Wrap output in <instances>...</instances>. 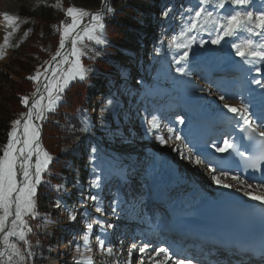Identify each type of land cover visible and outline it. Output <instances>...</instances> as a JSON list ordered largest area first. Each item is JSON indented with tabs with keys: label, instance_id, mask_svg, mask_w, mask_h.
<instances>
[{
	"label": "rangeland",
	"instance_id": "obj_1",
	"mask_svg": "<svg viewBox=\"0 0 264 264\" xmlns=\"http://www.w3.org/2000/svg\"><path fill=\"white\" fill-rule=\"evenodd\" d=\"M56 2L57 0L53 2V5ZM261 2L262 0H254L256 5L261 4ZM42 3L50 4V0H0V43H3L6 32L11 31L5 27L3 13L17 16L19 23V12L22 6L34 10L39 8ZM194 3L195 0H166V8L162 10L161 15L167 8L174 9V11L167 17L163 15L166 22L162 23L159 35H150L149 40L152 42L148 49L141 52L138 60H130L131 62L127 66L128 72L117 79L115 94L104 93L106 95L104 104L107 105V108H104V114H106L107 119L100 125L101 131H104L102 134L104 136H100V141L94 138L93 144L88 146L90 172L87 174L86 171L82 174L81 170L76 169V167L70 172L71 180H76L78 183L79 201L74 207L63 201L68 209H72L77 214V218L75 222H69L68 214L63 216V222H67V224L66 230L61 236L60 246L58 245L54 250L55 253L45 255L44 264H74V258L79 257L76 245L82 246L83 242L80 237L86 231V223L91 222V219L94 218L105 221V228L102 229L99 225H94L93 230L88 233L90 237L89 247L92 249L90 255L93 257L94 264H117V258L122 254V249H124L123 255L125 256L122 264H125L128 260L129 247L133 243H136L138 247L144 244L143 239L146 235L142 237V240H132L133 232L151 230L156 233V224L159 225V220L153 216L151 209L147 208L149 205L148 198L152 190L169 181L184 179L188 186L195 182L207 194L214 196L228 193V195H234L238 200H247V197L243 195L245 189L242 188L238 180H232V175L215 173L222 184L232 185L230 188L215 183L211 177L213 173L209 171L210 166L194 153L193 147H190L191 143L188 144L187 141L192 132L191 129L201 124L198 119L195 120L194 115L188 117L191 113L189 109L193 111L195 108L202 107L203 112H210V114L216 110L213 116L216 115L215 113L218 114L219 110L224 112L226 111L223 108L224 103L235 106L237 102L239 103L238 100L243 97V83H251L253 78H257L253 73L249 74L248 72L245 75L234 72L227 80L214 77L210 82L204 81L201 77V74L210 70V67L220 65L223 67L225 64L226 68L229 67L228 69L233 67L234 65L232 64L230 67L229 63L231 64V61L234 63L233 60L236 62L239 59L235 58L230 47L231 43L249 37L246 32H241L238 37L225 38L221 45L207 43L204 48L193 45L189 52L190 59L184 65L186 75L177 73L174 57H177L183 50L172 47L170 41L174 35H179L189 15L185 10ZM82 5V1L75 4L76 7L81 8ZM57 10L61 11L60 9ZM248 10L254 11L255 9L250 7ZM87 18L85 17L84 21ZM54 29L57 30L56 27ZM197 38L209 40L207 33L197 34ZM251 38L257 41L260 39L259 37ZM78 47L87 52V55L83 57L88 60L84 64L88 69L89 64H91L90 61H93L90 57L95 52L99 51L100 55L104 54L101 51V46L99 48V45L94 42L85 41L83 45H78ZM89 49L91 51H88ZM4 58L5 54L0 58V61H4ZM117 59L124 62L120 57ZM239 64L247 65L246 71L253 67L250 71L256 73V66L245 64L242 60ZM239 64L235 65L236 69H240ZM260 68L264 67L260 66ZM220 83L225 86V89L217 88ZM198 93H202L203 100H197L193 97ZM225 94H227L226 99L220 101L219 97ZM262 94L263 92L260 95ZM109 101L112 103L109 104ZM186 112L188 114H185ZM153 117L156 118L159 126L149 131ZM177 117H182L184 123H179ZM168 128L174 130L171 138H169ZM79 130L83 132L80 135L82 137L92 136L93 130L90 133L89 128ZM176 133L181 136L180 140L175 139ZM96 134L98 133L96 132ZM80 136H73L72 139L68 140L64 145V153L73 154L78 150V147L83 143L79 138ZM157 136H162L165 143L161 144L156 139ZM93 149L96 151L93 152ZM197 160L201 162L196 163ZM96 176L101 177L100 187L99 189L90 188L89 185ZM248 191H252L253 194L262 193L253 186ZM90 194L99 195L105 209L103 214L95 212L91 200H88L87 204L83 206L88 208L89 214L87 216L83 214L80 201L82 197H87ZM58 199L61 198H57L56 201ZM113 201L118 205L116 215H113L111 211ZM108 223L115 227L107 228ZM97 236L105 240L106 247L113 246L114 250L121 248V253L118 251L119 255L114 257L103 255L97 248ZM119 237L121 239L117 242L116 239ZM32 243L34 251L40 253L38 244ZM137 250L133 257H138V260L133 264H139L140 253ZM150 256L151 250L149 254L144 255V263L153 264L149 259ZM156 259L161 260L164 264L163 256L156 257Z\"/></svg>",
	"mask_w": 264,
	"mask_h": 264
},
{
	"label": "snow or ice",
	"instance_id": "obj_2",
	"mask_svg": "<svg viewBox=\"0 0 264 264\" xmlns=\"http://www.w3.org/2000/svg\"><path fill=\"white\" fill-rule=\"evenodd\" d=\"M53 7L63 11L66 20H62L58 26L59 43L55 53L49 60L44 61L43 70L38 67L34 74L26 79L32 81L35 85V91L32 97L25 95L20 97V103L27 109L22 112L19 118L10 121V130L7 132V143L4 146L3 154L0 155V264H35L37 253L34 251V245L29 239L34 235V228L30 220L41 218L37 210L38 186L44 183V173L49 169L54 157L43 148L41 140V122L47 119V114L55 112L57 105L61 102L65 90L73 81H85L87 74L91 69L86 68L81 58L87 55V52L78 47L85 41L94 42L97 45H105L107 41L101 33L105 29L104 16L100 11L90 13L84 8L69 5L63 8L61 0ZM254 11L248 10L249 8ZM105 11L108 14H114V9L105 5ZM174 9L167 8L162 14L167 17ZM189 13L186 23L181 28L178 36L171 38L170 44L177 50H183L174 57V63L177 65L176 72L186 75L185 66L190 59L189 52L193 45L204 48L207 43L212 45H221L225 38L238 37L241 32H246L249 38L240 39L238 42L231 43L230 47L236 57H239L245 64L255 65L264 64V0L256 5L254 0H195V3L185 10ZM89 17L87 24L84 18ZM5 27L11 29L7 31L3 43H0V58L5 54V49L13 46L10 44V38L19 29L18 17L3 13ZM207 33L209 40L198 39L197 34ZM28 35L27 32L24 34ZM251 37H259L257 41ZM70 39L71 51L66 53V42ZM18 46V45H16ZM88 51H91L89 49ZM100 55L97 51L90 57L95 59ZM256 72H262L257 67ZM251 83L264 87V77L261 79L253 78ZM226 95L219 97L220 101L226 99ZM109 104L112 101L108 102ZM107 108V105H105ZM223 108L234 117H239V131L242 134L240 144L232 138H224L222 144H213L212 147L218 153L234 151L243 161L246 168L253 171H264V115L259 121L253 119V113L248 104L234 106L228 103L223 104ZM104 109L101 111L103 115ZM179 123L183 124L184 119L177 117ZM159 125L156 118L153 117L149 126V131L157 128ZM22 132V136H21ZM169 138L174 134L172 128H168ZM156 139L165 143L162 136ZM175 139L180 140L181 136L176 133ZM243 149V150H241ZM93 152L96 150L93 149ZM197 160L196 163H200ZM95 171V170H94ZM212 174V180L225 188L232 185L224 183L215 174L216 169H209ZM221 175L227 173L221 172ZM232 179L238 180L241 185L246 183L233 175ZM100 176L89 185L90 188L99 189ZM247 189L252 188L251 183H247ZM264 187V183L258 184L257 188ZM57 191H64L63 185L56 186ZM239 190V189H238ZM243 195L252 201L264 205V193L253 194L252 191L245 190ZM91 200L95 207V212L103 214L105 209L102 206L98 194H90L82 197L83 214L87 216L88 208L83 207L87 201ZM112 214H117L118 205L112 202ZM58 210L68 211L69 222H75L77 214L68 209L62 199H58L53 205ZM264 212V207L260 209ZM43 224H37L36 228L46 226L50 222L48 214L42 217ZM94 225L105 228V221L98 218L91 219L86 223V231L80 237L82 246L76 245L79 253L78 258H74V264H94L92 252L89 247V232L93 230ZM112 229L115 226L111 223L106 225ZM98 241V250L107 257H114L118 253L113 246H105L106 242L100 236L96 237ZM39 244V241H37ZM141 254L139 264H144V255L151 251L149 259L153 264H162V261L156 257L163 255L164 264L167 261H173V264H192L191 259L175 258L168 247H155L150 243H144L137 246L133 243L128 249V260L125 264H133L134 252L137 250Z\"/></svg>",
	"mask_w": 264,
	"mask_h": 264
},
{
	"label": "trees",
	"instance_id": "obj_3",
	"mask_svg": "<svg viewBox=\"0 0 264 264\" xmlns=\"http://www.w3.org/2000/svg\"><path fill=\"white\" fill-rule=\"evenodd\" d=\"M79 1L83 2L82 8L89 12L102 9L105 29L101 35L107 43L99 45V48L101 46L106 55L119 56L124 62L105 56L90 61L91 71L86 80L73 81L65 90L56 111L47 114V119L41 122L40 143L54 160L44 173V183L38 186L37 210L41 218L29 221L34 228V235H30L29 239L35 243L39 241L40 253H36L41 257H36L35 264H44L45 255L55 253L66 230L67 222H63V216L68 211L53 208L57 197L72 207L80 199L78 183L71 180L70 172L74 167L82 174L90 172L87 149L93 142L90 137L80 136L83 132L79 129L89 128L90 133L93 130L91 134L96 138L104 136V131L100 129L107 119L104 111L101 115L105 108L104 93L115 94L117 79L128 72L126 66L130 59L137 60L141 52L147 50L151 43L149 36L160 33L162 23L166 22L161 15L166 8V0H61L64 9L69 5L75 6ZM53 2L55 0H50V4L42 3L34 10L21 7L20 27L10 38L13 46L5 49V60L0 61V155L7 143L10 121L26 112L20 97H31L35 91L34 83L26 78L34 74L38 67L42 71L44 61L49 60L58 47L59 32L54 28L58 29L65 15L53 7ZM105 5L112 7L114 14L106 13ZM81 59L83 65L88 61L85 57ZM73 136H80L83 143L73 154L64 153V145ZM57 185H63L65 190L57 191ZM45 214L49 215L50 222L36 228L37 224H43Z\"/></svg>",
	"mask_w": 264,
	"mask_h": 264
},
{
	"label": "bare ground",
	"instance_id": "obj_4",
	"mask_svg": "<svg viewBox=\"0 0 264 264\" xmlns=\"http://www.w3.org/2000/svg\"><path fill=\"white\" fill-rule=\"evenodd\" d=\"M258 38V37H257ZM67 45H68V43H67ZM69 49H70V45H68L66 48H65V51H66V53H69ZM230 56V55H229ZM235 58H238L239 60L238 61H234L233 60V62L234 63H232V61H231V64L229 63V66L231 67V65L233 64L234 66H233V68L235 69V71H236V67H235V65L236 64H239V62L241 61V59L239 58V57H236L235 56ZM226 65V64H225ZM221 66V65H220ZM254 67L256 66V68L257 67H260V66H263L264 67V64H262V63H257V64H255V65H253ZM214 67H210V70H212ZM229 68V67H228ZM223 69H226V66H223L222 68H219V70L220 71H225V70H223ZM262 69V72L261 73H255V75H260V74H262V73H264V68H261ZM210 70H208V71H210ZM252 70V69H251ZM228 71H234V70H228ZM250 71V70H249ZM220 76V75H219ZM224 76H226V75H222V77H224ZM232 76V75H231ZM246 90H248V92H246ZM246 92V93H245ZM256 92V91H255ZM242 93H244V94H250V97L249 98H252V100H251V102H249L248 101V99L247 100H245V99H239L238 101H239V103L237 102V104H235V106H239L241 103L242 104H248L249 105V107H250V109H251V112L252 113H254L255 111L253 110V108L257 105V107H259L260 106V104H259V98L260 99H263L264 98V93L262 94V95H259V94H256V96H253L252 94H253V91H250V87L248 86L247 87V89H245V91H243ZM219 95V94H218ZM259 95V96H258ZM194 98H197V100L198 99H202L203 100V95H202V93H198L197 95H194L193 96ZM250 103H252V104H250ZM187 109V108H186ZM190 110V109H189ZM200 110H202V107L201 108H199V110H195L194 112H191L189 115L190 116H192V115H194L195 116V118H197L198 120H202V122L203 123H205V122H216V121H218L217 119H210V118H207V117H204L203 116V118H201L200 116L201 115H204V114H209L210 112H203V111H200ZM216 110H214V111H212L211 113H214ZM219 112H220V110H219ZM219 112H218V114L217 113H215L216 115H221V114H219ZM227 112V111H226ZM188 113V112H187ZM220 113H225V112H220ZM228 113V112H227ZM215 115V116H216ZM206 124V123H205ZM200 127H203V126H198V127H196V128H193L192 129V132L190 133V137H189V140L187 141L188 142V144H189V142L192 144V145H195L196 147H195V149H200V150H203L202 149V147L203 146H201L200 145V142H202V140L204 139H202V138H200L201 136H200V134H201V128ZM205 131H207V129L205 130ZM204 132V131H203ZM203 132H202V134H203ZM229 133V132H228ZM21 136H22V132H21ZM194 136V137H193ZM203 136H205L206 137V134L205 135H203ZM183 139V138H182ZM193 161V160H192ZM193 163V162H192ZM202 164V163H201ZM200 164V165H201ZM199 165V164H198ZM197 167V166H196ZM204 169V168H203ZM201 171V170H200ZM202 174V173H201ZM202 177L204 176V175H201ZM207 176V175H206ZM210 176V175H209ZM208 176V177H209ZM212 177V176H211ZM222 178V177H221ZM233 180V179H232ZM177 181H174V183H176ZM173 183V182H172ZM209 184V183H208ZM169 185H171L170 183H169ZM168 185V186H169ZM244 185H247V183H245ZM244 185H242V188L243 189H245V190H247L248 191V189H247V187L246 186H244ZM252 186L253 187H257V185H253L252 184ZM253 190V189H252ZM257 191H259V192H262V193H264V188H257ZM230 192V191H229ZM256 192V191H255ZM225 193V192H224ZM232 194V193H231ZM221 195H224V194H221ZM226 195H228V193L226 194ZM233 197H225V200H233V201H236V202H238L239 204H241V205H244V206H248V207H250V206H252V205H256L257 206V208H259V209H261L262 207H264V205H261L259 202H256V201H252V200H250L248 197H247V200L249 201V204L248 205H246L245 203H243V202H241L240 200H238V199H236V197H234V195H232ZM214 198H217V197H214ZM216 200H218V199H216ZM188 245V244H187ZM149 252H150V250H149ZM149 252L148 253H146V254H149ZM136 253H138V252H136ZM183 254H185L184 252H183ZM141 255V254H140ZM138 258V257H137ZM136 257H133V263H135L136 262V260H138ZM164 262V261H163ZM144 264H146V262L144 263ZM166 264H173V261H167L166 262ZM192 264H194V263H192Z\"/></svg>",
	"mask_w": 264,
	"mask_h": 264
},
{
	"label": "water",
	"instance_id": "obj_5",
	"mask_svg": "<svg viewBox=\"0 0 264 264\" xmlns=\"http://www.w3.org/2000/svg\"><path fill=\"white\" fill-rule=\"evenodd\" d=\"M98 11L101 12V10H98ZM94 12H97V11H91V13H94ZM88 20H89V17H88V19H86V20L84 21L85 24H87ZM67 43H70V39L66 42V46H65V48L67 47Z\"/></svg>",
	"mask_w": 264,
	"mask_h": 264
}]
</instances>
